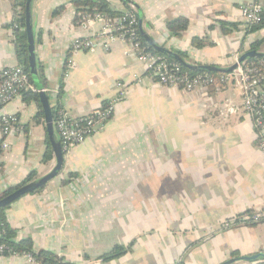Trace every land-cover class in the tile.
<instances>
[{
  "label": "crops",
  "instance_id": "obj_1",
  "mask_svg": "<svg viewBox=\"0 0 264 264\" xmlns=\"http://www.w3.org/2000/svg\"><path fill=\"white\" fill-rule=\"evenodd\" d=\"M19 1L0 0V70L19 64L13 27ZM108 2L118 11L126 8L125 0ZM131 2L141 7L150 37L186 53L191 64L227 68L264 39V27L249 32L240 10L264 6V0ZM76 12L72 0H33L31 6L38 77L52 112L61 106L71 117H84L120 97L117 82L126 84L125 93L96 132L71 149L55 178L7 209L17 238H30L35 250L50 251L63 264H221L264 252V220L244 219L264 206V153L241 109V90L232 84L193 91L163 85L128 54L123 40L73 52L75 38H96L101 27H84ZM181 17L188 26L176 36L169 22ZM220 21L239 28L223 34ZM197 38L212 44L197 47ZM69 56L75 67L65 79ZM39 112V103L22 94L0 105V143L1 118L14 114L19 121V130L7 137L9 147L0 150V198L56 164L55 155L44 160L50 140L45 113L35 121ZM54 136L60 142L55 126ZM116 246L126 251L108 258ZM0 264L42 263L5 255Z\"/></svg>",
  "mask_w": 264,
  "mask_h": 264
},
{
  "label": "built area",
  "instance_id": "obj_2",
  "mask_svg": "<svg viewBox=\"0 0 264 264\" xmlns=\"http://www.w3.org/2000/svg\"><path fill=\"white\" fill-rule=\"evenodd\" d=\"M240 10L242 19L246 24L261 23L264 20V6L262 4L243 5ZM78 22L84 27L100 22L101 27L96 38H75L70 48L73 52L79 50L95 51L100 46L109 48L115 40H123L129 45L128 54L143 62L147 74L163 85L179 87L186 91L205 90L212 86L218 88L226 84L237 86L242 94L241 109L251 118L255 129V143L264 153V60L247 62L236 57L233 64H236L237 67L232 72L223 73L218 77L210 73L191 75L184 70L181 63L151 52L148 46L141 41L139 16L133 4H129V8H125L119 17H109L101 12H95L94 14L82 15ZM13 27L17 28L18 24L15 23ZM74 67L75 61L69 56L63 72L65 79L71 77ZM117 87L121 90L120 97H122L125 93L126 84L117 82ZM25 91L40 93L47 90L37 87L20 64L6 66L0 70V105L15 99ZM120 97L112 100L106 108H100L91 115L80 118L71 117L65 110L58 111L55 128L60 137L64 158L68 156L74 146L84 143L92 136L100 122H104L112 115ZM227 110L235 112L236 108L229 105ZM1 120L4 136L2 146L7 149L9 147L7 137L19 130V121L14 114L4 115ZM244 219L251 222L264 220V206L252 214H247ZM225 225L229 226L230 223L226 222ZM1 231L0 227V233ZM8 250L7 245L0 242V256H5L9 252ZM12 255L22 256L33 263L39 262L29 252L23 254L14 252Z\"/></svg>",
  "mask_w": 264,
  "mask_h": 264
},
{
  "label": "trees",
  "instance_id": "obj_3",
  "mask_svg": "<svg viewBox=\"0 0 264 264\" xmlns=\"http://www.w3.org/2000/svg\"><path fill=\"white\" fill-rule=\"evenodd\" d=\"M73 5L76 7V21L79 20V18L84 15V14H94L95 12H101L109 17H119L123 14V11H118L111 7L110 3L108 0H72ZM126 3V8H129V4ZM17 5L21 6V11L17 13L15 22L18 24L17 28H14V46H15V53L17 56V59L19 61V64L25 68L27 73L29 74L31 80L35 84L32 75L30 73V67H29V46H28V38H27V33L25 30V19H26V13H25V8H26V0H20ZM221 26V30L223 34H228L234 31L235 29L239 28V24L237 23H229L226 21H220L219 22ZM188 26V20L186 18H177L171 22H169V29L171 33L174 35L178 36L180 35ZM249 28V32H254L258 31L261 28L264 27V20L261 23H256V24H247ZM140 34V39L141 41L148 46V49L153 52L160 54L170 60H175L178 61L177 59L173 58L172 56H169L156 48H154L152 45H150L142 35L141 31L139 32ZM207 39H195L194 44L197 47H204L206 44H212V42L206 41ZM264 43V39L257 40L254 42L251 46L252 50H259V48L262 46ZM183 58L186 57V53L177 51ZM257 60H264V56L262 57H248L246 59L247 62H253ZM179 62V61H178ZM181 63V62H179ZM183 66L184 70L188 72L191 75H197L200 73H210L214 75L215 77H218L222 74L220 71H206V70H193L184 64L181 63ZM23 99L25 101H29L30 99H35L40 106V112L35 116V121L39 122L41 118L44 117V112L41 108L40 104V95L39 93H33L30 91H25L22 93ZM106 105V104H105ZM61 109V106L57 107L56 110L53 111V118H54V126H55V121L57 119L58 111ZM2 123V120H1ZM2 147V143H0V150ZM54 156V151L52 148V145L50 141L48 142V151L47 154L45 155L44 160L48 161L52 159ZM64 166V165H63ZM63 169V168H62ZM62 171V170H61ZM60 171V172H61ZM33 177L30 176L23 182H21L18 186L15 188H11L7 190L4 193V196L9 194L10 192L14 191L16 188L29 183L32 181ZM41 188L36 189L35 191H38ZM13 204V203H12ZM12 204H9L7 206L1 207L0 208V227L2 229L0 233V242L5 243L8 247V251L6 255H12V253H18V254H23L26 252H29L35 256V258L40 261L42 264H63L60 263V260L57 258L56 255H54L52 252L47 251V250H40L37 251L35 250L34 243L30 238H22L18 239L17 238V231L15 228H13L10 223L7 221L6 217V211L11 207ZM250 214V211H249ZM126 251L125 248L116 246L111 252L107 254L108 258L109 257H115L117 255H120ZM177 264H187L185 261H180ZM250 264H264V257H260L256 259L255 263H250Z\"/></svg>",
  "mask_w": 264,
  "mask_h": 264
},
{
  "label": "water",
  "instance_id": "obj_4",
  "mask_svg": "<svg viewBox=\"0 0 264 264\" xmlns=\"http://www.w3.org/2000/svg\"><path fill=\"white\" fill-rule=\"evenodd\" d=\"M128 4H133L136 8V11L139 16V27L142 35L144 36L145 40L152 45L157 50L172 56L173 58L177 59L179 62L184 64L185 66L193 69V70H206V71H220L222 73H229L232 72L237 65L233 64L232 66H229L227 68H220L213 64H191L188 63L179 53L173 51L172 49L166 48L164 46L158 45L153 38L150 37V35L144 30L143 28V21H144V15L141 7L133 2L131 0H125ZM33 0H26V8H25V30L27 33L28 38V46H29V67H30V73L32 75V78L35 82V84L41 88V82L38 77V71H37V58H36V44H35V33H34V27L32 22V14H31V6H32ZM262 57L264 56V51H257V50H250L246 52L242 57L241 60H244L248 57ZM41 103L43 105L44 113H45V121L48 129V135L49 140L52 145V148L54 150L55 155V161L56 164L54 168L45 176L40 178L37 181H31L29 183H26L18 188H16L14 191L10 192L9 194L3 196L0 198V208L7 206L9 204L14 203L22 196L34 192L36 189L44 187L50 180L55 178L60 171L63 168L64 165V152L62 150L61 142L57 141L54 136V118H53V112L51 108V104L49 102V97L45 91H42L39 93ZM264 257V252H259L256 254H253L251 256H245L241 258H231L221 264H232L235 263L238 260H247V261H255L256 259Z\"/></svg>",
  "mask_w": 264,
  "mask_h": 264
}]
</instances>
